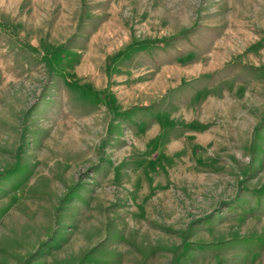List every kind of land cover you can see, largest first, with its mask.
<instances>
[{"label":"rangeland","instance_id":"obj_1","mask_svg":"<svg viewBox=\"0 0 264 264\" xmlns=\"http://www.w3.org/2000/svg\"><path fill=\"white\" fill-rule=\"evenodd\" d=\"M0 264H264V0H0Z\"/></svg>","mask_w":264,"mask_h":264},{"label":"crops","instance_id":"obj_2","mask_svg":"<svg viewBox=\"0 0 264 264\" xmlns=\"http://www.w3.org/2000/svg\"><path fill=\"white\" fill-rule=\"evenodd\" d=\"M172 38H173V37H172ZM169 40H170V38H169ZM112 168H113L112 171H119V170H120V169L118 170V165H117V164H115V166H112ZM115 169H116V170H115Z\"/></svg>","mask_w":264,"mask_h":264}]
</instances>
